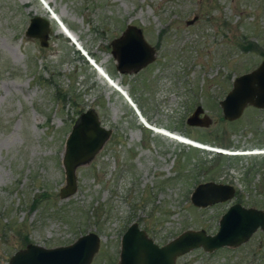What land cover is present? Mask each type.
<instances>
[{"label":"rangeland","instance_id":"374dc122","mask_svg":"<svg viewBox=\"0 0 264 264\" xmlns=\"http://www.w3.org/2000/svg\"><path fill=\"white\" fill-rule=\"evenodd\" d=\"M48 3L81 50L41 0H0V264L28 242L67 244L87 231L100 236L90 264H118L121 235L133 221L162 244L187 228L213 233L235 201L264 209V153H250L264 150V108L248 105L228 120L219 105L234 77L264 57L258 51L264 52V0ZM36 14L48 17L53 30L45 47L24 35ZM127 23L140 26L156 50L132 73L115 68L110 47ZM93 60L155 127L239 152L217 158L215 150L156 133ZM196 104L212 117L209 126L186 122ZM89 107L112 133L78 166L77 190L60 198L64 141ZM205 180L231 183L235 195L197 207L190 192ZM263 263V229L236 247H197L176 258V264Z\"/></svg>","mask_w":264,"mask_h":264},{"label":"water","instance_id":"95a60500","mask_svg":"<svg viewBox=\"0 0 264 264\" xmlns=\"http://www.w3.org/2000/svg\"><path fill=\"white\" fill-rule=\"evenodd\" d=\"M196 17L194 15L186 23ZM52 32L49 18L36 14L29 18L24 35L37 38L45 47ZM110 47L115 68L122 73L136 72L155 59V48L146 41L142 28L134 23H127L120 34L110 40ZM219 105L222 116L228 120L238 118L248 105L264 107V57L255 67L234 77L230 89L219 99ZM212 121L200 104L186 117V122L194 126H209ZM111 133L112 129L102 124L95 108L89 107L79 113L64 141L61 158L64 184L58 191L60 198L69 197L77 190L78 166L89 163ZM217 148L218 153L229 152ZM234 195L235 187L231 183L205 180L194 185L189 198L193 205L205 207L229 200ZM258 229L264 230V209L237 201L220 215L213 233L204 228H187L162 244L133 221L121 235L118 264H176L178 256L197 247L213 251L223 246H238ZM99 245L100 236L95 231H87L70 243L56 246L28 242L10 255L7 264H90Z\"/></svg>","mask_w":264,"mask_h":264},{"label":"bare ground","instance_id":"6f19581e","mask_svg":"<svg viewBox=\"0 0 264 264\" xmlns=\"http://www.w3.org/2000/svg\"><path fill=\"white\" fill-rule=\"evenodd\" d=\"M42 3H43V6L44 8L46 9V11L48 12L49 14V18H53L54 20H56L58 23L61 24V28L63 29V32L66 33V35L72 39L73 42H75L77 45H78V48L81 50V44L80 42L78 41V38L76 37L75 34H73L67 27L66 25H64L63 22L60 21V18L58 16V14L55 12V10L50 6V4L48 3V0H41ZM83 50V49H82ZM84 51V50H83ZM85 52V51H84ZM83 52V53H84ZM85 54V53H84ZM93 64L94 66L97 68V70L99 71L100 75L113 87H115L117 90H119L127 99L128 101L132 104V106L134 107L135 111L137 112L140 120L142 121V123H144L147 127L151 128L152 130L159 132V133H162L166 136H169L171 138H174L180 142H184V143H188V144H191V145H194V146H199V147H202V148H206V149H209V150H215L217 147H212V146H209L208 144H199L197 142H194L190 137H187V136H184L182 134H179V133H175V132H171L169 131L168 129H165V128H159V127H155L154 125H152L151 123H149V121L143 116V114L141 113V111L139 110V108L136 106V103L132 100V98L130 97L129 93L117 82V80L113 79L109 74L108 72L105 70V68L100 65L99 63H97L96 61L93 60ZM217 149H220V148H217ZM223 150L224 152L225 151H229V150H225V149H221ZM228 153H231V151H229ZM250 153H264V150H254V151H251Z\"/></svg>","mask_w":264,"mask_h":264},{"label":"trees","instance_id":"16d2710c","mask_svg":"<svg viewBox=\"0 0 264 264\" xmlns=\"http://www.w3.org/2000/svg\"><path fill=\"white\" fill-rule=\"evenodd\" d=\"M251 44H254V43H251ZM248 46H249V45H248ZM253 46H254V48H256V47H255V44H254ZM258 51L261 52L262 54H264V52H263L262 50L259 49ZM225 146H229V145H225ZM218 156H222L221 153H218V154H217V158H218ZM26 241H27V240H26Z\"/></svg>","mask_w":264,"mask_h":264},{"label":"flooded vegetation","instance_id":"af4514ba","mask_svg":"<svg viewBox=\"0 0 264 264\" xmlns=\"http://www.w3.org/2000/svg\"><path fill=\"white\" fill-rule=\"evenodd\" d=\"M197 105H198V104H196L195 107H196ZM195 107H194V108H195ZM194 108L191 110V112L194 110ZM263 108H264V107H263ZM191 112H190V113H191ZM190 113H189V114H190ZM187 116H188V115H187ZM235 191H236V190H235ZM226 201H227V200H226ZM221 202H224V201H221ZM216 203H218V202H216ZM235 247H236V246H235Z\"/></svg>","mask_w":264,"mask_h":264}]
</instances>
